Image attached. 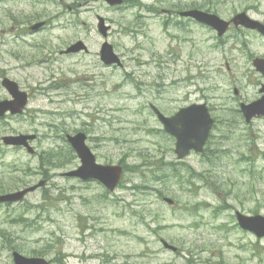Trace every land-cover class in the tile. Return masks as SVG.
I'll use <instances>...</instances> for the list:
<instances>
[{
	"label": "rangeland",
	"instance_id": "rangeland-1",
	"mask_svg": "<svg viewBox=\"0 0 264 264\" xmlns=\"http://www.w3.org/2000/svg\"><path fill=\"white\" fill-rule=\"evenodd\" d=\"M156 1L134 0L143 7ZM138 11L130 4L111 11L103 0H0V100L10 97L1 75L30 94L22 116L0 119V193L46 179L42 171L48 162L39 158L53 145L66 148L50 129L53 122L64 127L66 121L70 134L76 129L86 131L101 162H150L138 172L134 168L127 171L116 194L106 199L101 197L104 190L99 184H81L63 176L77 161L51 171L47 184L23 202L0 207V264H13L10 237L18 244L17 250L27 255L57 237L54 249L46 255L52 264H64L63 260L55 262L58 251L100 255L90 258L82 254L85 264H264V238L242 231L232 218L236 209L264 214V119L247 125L231 110L238 104V98L231 97V84L240 89L242 100H253L262 77L250 65L217 68L218 54L210 48V33L190 25L186 30L173 28L165 23L167 15L162 12L138 19ZM98 14L112 26L108 41L123 57V68H106L100 61L104 39L97 32ZM40 20L45 25L29 32L28 27ZM159 23L165 26L167 37ZM145 32L148 41L142 36ZM78 40L85 42L89 52L61 53ZM258 50L264 53V46ZM192 59L194 66L190 65ZM189 70L198 75L202 93L213 96L209 105L224 121L220 138H214L223 150L215 175L204 181L196 179L190 190H183L175 180L167 182V187L153 178L167 167L160 163L162 155L165 160L173 159L174 141L159 131L162 124L147 105L154 101L170 111L189 98H198L185 94L188 88L193 91L189 83L172 84L177 77L187 79ZM163 84V92H159ZM34 133L37 139L29 142L35 154L5 146L2 141L6 135ZM243 155H251L253 160L243 161ZM200 161L197 156L190 159L198 171L204 169ZM148 184L152 187H141ZM165 197L176 203L168 205ZM204 201L210 202L208 208H192ZM18 215L29 223L12 221ZM83 227L86 234L80 230ZM160 238L181 247L182 255L163 248ZM187 256L195 258L190 262ZM64 260L65 264L80 263L72 257Z\"/></svg>",
	"mask_w": 264,
	"mask_h": 264
},
{
	"label": "water",
	"instance_id": "water-1",
	"mask_svg": "<svg viewBox=\"0 0 264 264\" xmlns=\"http://www.w3.org/2000/svg\"><path fill=\"white\" fill-rule=\"evenodd\" d=\"M109 1L111 3L121 2V0ZM102 51L103 59L106 63L118 61L117 57L112 53L111 46L105 45ZM18 94L19 93L14 94L16 98L20 95ZM25 102L26 96L23 94L20 101V108L17 110L14 109L11 103L0 104V115L7 109H12L13 112H20L22 110L21 108L25 105ZM162 119L164 120L167 130L177 137L178 143L176 151L180 157L185 156L192 147L199 151L203 150V145L206 138L209 136L214 122L205 106H200L196 109L193 107L186 108L183 109L177 117ZM33 137L34 136L29 135L5 137V141L12 144H24L27 139ZM69 139L83 159V165L80 167L78 174L84 178H98L109 188L113 189L120 179L122 172L121 167L96 164L95 156L91 153L90 149L85 146L84 134H78L75 137H69ZM35 188L36 187L33 186L17 193L2 195L0 196V202L19 200L23 198L28 191L34 190ZM237 216L243 228L253 230L259 236L264 235V217H248L241 213H238ZM14 255L16 264H47V262L41 258H26L18 253H14Z\"/></svg>",
	"mask_w": 264,
	"mask_h": 264
},
{
	"label": "flooded vegetation",
	"instance_id": "flooded-vegetation-1",
	"mask_svg": "<svg viewBox=\"0 0 264 264\" xmlns=\"http://www.w3.org/2000/svg\"><path fill=\"white\" fill-rule=\"evenodd\" d=\"M253 9H254L253 7H247L244 9V11L251 15V12L253 11Z\"/></svg>",
	"mask_w": 264,
	"mask_h": 264
}]
</instances>
